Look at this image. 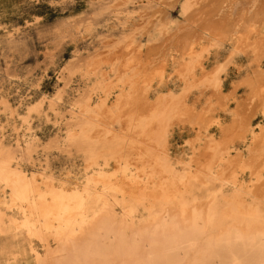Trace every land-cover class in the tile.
Instances as JSON below:
<instances>
[{
    "label": "rangeland",
    "instance_id": "374dc122",
    "mask_svg": "<svg viewBox=\"0 0 264 264\" xmlns=\"http://www.w3.org/2000/svg\"><path fill=\"white\" fill-rule=\"evenodd\" d=\"M261 37L264 0H0V264H264V106L244 85ZM4 172L50 187L68 226L32 227Z\"/></svg>",
    "mask_w": 264,
    "mask_h": 264
},
{
    "label": "bare ground",
    "instance_id": "6f19581e",
    "mask_svg": "<svg viewBox=\"0 0 264 264\" xmlns=\"http://www.w3.org/2000/svg\"><path fill=\"white\" fill-rule=\"evenodd\" d=\"M218 2V1H217ZM262 17V16H261ZM245 24V23H244ZM244 27H246L247 28V30L248 29H250L251 27H250V25L248 24L247 26H244ZM253 27V26H252ZM253 30V29H252ZM222 31H224L223 33H225L226 34V32H225V30H222ZM222 31L221 30H215V32H214V35L215 36H217V37H222L221 35H222ZM249 31V30H248ZM211 35V34H210ZM227 35V34H226ZM245 36V35H244ZM247 36H248V34H247ZM226 37V36H225ZM226 39V38H225ZM257 40V39H256ZM263 40H264V37H261L260 39H259V41H258V46H255L254 44V46H251L252 47V49L253 50H257L256 51V53L258 52V50L260 49V47H262L261 46V44L263 45ZM249 45H251V44H249ZM191 46H190V44L188 45L187 44V41L184 43V47H183V50H184V53H185V55L187 54V52L188 51H191ZM249 49H251V48H249ZM251 49V50H252ZM253 50H252V52H253ZM255 52V51H254ZM253 52V53H254ZM260 52V51H259ZM258 52V53H259ZM255 53V54H256ZM192 54H194V53H192ZM189 57V56H188ZM182 59V58H181ZM179 64H180V62H179ZM178 64V65H179ZM180 69V68H179ZM177 70H178V68H177ZM182 71V70H181ZM258 71V70H257ZM178 74H179V72H178ZM121 75V74H120ZM255 75H257V76H255ZM255 75H253L252 74V76L254 77L255 76V78H247L246 77V80L244 81V85L247 87V89L248 90H250V93L249 94H251V95H249V99H255V100H258V101H261L262 102V105L264 106V88L262 89L261 87H260V84L262 83L261 81H264V72L263 73H261V72H259L258 74L256 73ZM122 76V75H121ZM251 76V75H250ZM149 82V81H148ZM261 82V83H260ZM264 83V82H263ZM261 86H262V84H261ZM144 87V86H143ZM137 88V87H136ZM136 92V91H135ZM262 92V93H261ZM258 93L260 94V95H258ZM125 94H123V96H124ZM125 97V96H124ZM138 97V96H137ZM136 98V97H135ZM125 99V98H124ZM137 99V98H136ZM136 99H134V102H135V100ZM128 100V99H127ZM144 100V99H143ZM139 101V100H138ZM124 102H125V100H124ZM131 102V101H130ZM127 103H129V101L127 102ZM147 103V101H144V102H141V104H140V106L143 108V106H144V104H146ZM131 104V103H130ZM134 104V103H133ZM123 105V104H122ZM135 105V104H134ZM141 108V110L139 111V112H141V111H143V113H144V111L145 110H149L150 112H152L153 110H154V108H155V106H153V105H151V104H149L148 106H144V109H142ZM238 109V108H237ZM181 110V109H180ZM240 110H241V108H240ZM239 111V110H238ZM238 111H236V114H235V119L233 120V122H232V124L230 125V127H227V128H230V130L231 131H233L234 132V130L233 129H235V128H241V130H242V132L245 134V136H246V133H248V132H250V125L248 124V121L246 122V119H245V117L244 116H242V115H240V112H239V114H237L238 113ZM138 112V113H139ZM190 112V111H189ZM185 113H187V112H185ZM190 114L191 113H188V116L190 117V122H192V124L193 125H199L201 122H202V120H203V115H196V117H191L190 116ZM144 115H148V114H143V116ZM191 115H193V114H191ZM138 116V118L139 117H141V115H137ZM142 116V117H143ZM149 116V115H148ZM186 116V115H185ZM121 117V116H120ZM131 117V116H130ZM141 117V118H142ZM140 118V119H141ZM121 119H122V121L124 122V124H125V127H126V129L127 130H129V128H130V125L132 124V120L129 118V119H123L122 117H121ZM134 119H135V117H134ZM139 119V120H140ZM142 120V119H141ZM140 120V121H141ZM137 121V120H136ZM185 121V120H184ZM251 121V120H250ZM134 122V121H133ZM138 123V122H137ZM136 123V124H137ZM139 124V123H138ZM132 126V125H131ZM199 127V126H198ZM226 128V127H225ZM221 130H223V128L221 129ZM230 131V132H231ZM126 133H127V135H128V133L129 132H127V131H125ZM221 132V131H220ZM103 134V133H102ZM244 134L242 135V136H240V138H242L243 136H244ZM228 135V134H227ZM238 135H240V134H238ZM248 135V134H247ZM244 136V137H245ZM134 137V141L137 143V144H142L141 146H143V143L144 144H146V142H145V140L144 139H142V138H139V137H136V136H133ZM132 139V138H131ZM210 139H212V138H210ZM254 146L257 148L256 150H259L260 148H261V146L264 144V133L262 132V133H259V134H257V135H255L254 136ZM133 140V139H132ZM134 142V143H135ZM207 142V141H206ZM218 145V144H217ZM133 146V145H132ZM140 146V145H139ZM154 146H155V144H154ZM207 146V145H206ZM143 147H145V145L143 146ZM141 148V147H140ZM147 148H149V147H147ZM199 148V147H198ZM207 148H208V146H207ZM139 149V148H138ZM138 149H136V146H135V150H138ZM228 149V148H227ZM141 150V149H140ZM144 150H145V148H144ZM153 150V149H152ZM143 152V151H142ZM230 152V151H229ZM141 153V152H140ZM199 154V153H198ZM206 154H208V153H206ZM206 154H202V156L200 157V159H199V163H203L204 162V159H205V155ZM210 155H211V153H210ZM131 156H132V153H131ZM135 156H136V154H135ZM136 158V157H135ZM119 159V158H118ZM131 159V158H130ZM230 160V159H229ZM241 160V159H240ZM125 161V160H124ZM207 161V160H206ZM228 162V161H227ZM236 162H237V160H236ZM244 162V161H243ZM257 158H252L251 160H249V164L253 167V173H256V175H255V177H257V180H261L262 182H264V180H263V170H261L260 169V164L259 165H257ZM152 163V162H151ZM150 163V164H151ZM207 163V162H206ZM232 163V162H231ZM234 163H235V161H234ZM238 163V162H237ZM242 162H240L239 163V165L241 164ZM194 165V164H193ZM196 165H197V163H196ZM236 165V164H235ZM238 165V166H239ZM247 165V164H246ZM202 166H203V164H202ZM1 167H3V166H0V168ZM145 167H147V165L145 166ZM152 167V166H151ZM230 168V167H229ZM195 169V168H194ZM202 169V168H201ZM238 169V168H237ZM2 170V169H1ZM198 170V169H197ZM200 171H198V173H199ZM235 172V171H234ZM4 173H6V172H4ZM202 173H204L203 171H202ZM231 173H233V172H231ZM252 173V174H253ZM234 174V173H233ZM5 180H7L8 182H10V181H18V185H20L19 187H18V185L13 189V196H12V199H13V202H14V204L15 205H17V206H19V208H21V209H23L24 210V212L25 211H28L30 214H31V216L33 217L34 216V220H36L34 223H31L30 221H29V224H31V226L32 227H34V228H41L42 227V225L43 226H45V227H48V228H55V224H56V222H59V224H62L63 226H68V224H69V213H70V211H71V207L69 206V205H66V204H64L60 199H58L56 196H54V195H52V189L50 188V187H48V189H46L45 191L42 189V191L43 192H41L39 189H36V190H34V188L33 189H31V188H29V186H26V185H24L25 183H24V181H23V179H22V177L20 176V175H16V174H11L10 172H7L5 175ZM234 177V176H233ZM232 178V177H231ZM237 178V177H236ZM28 180V179H27ZM163 180V179H162ZM235 180V179H234ZM22 181H23V183L24 184H22ZM51 185V184H50ZM41 187V186H40ZM170 187H171V185H170ZM125 188V187H124ZM169 188V187H168ZM235 188V187H234ZM40 196V195H42V196H46V195H49V196H51V199H45V198H36L37 196ZM238 195H236V196H234V202L237 204V202H238ZM203 212V211H202ZM231 214L230 215H232V214H234V213H241V212H239L238 211V209H237V207H236V205L235 206H233V208L231 209V212H230ZM28 214V213H27ZM29 214V215H30ZM237 214V215H238ZM242 214V213H241ZM241 214H240V216H241ZM27 216V215H26ZM236 216V215H235ZM98 217V216H97ZM177 217V216H176ZM233 217V216H232ZM107 218V217H106ZM203 218V213H201L200 211H197V210H194L193 212H191L190 213V215L187 217V218H185L183 221H181V222H179V223H174V226L171 228V230L173 231V230H175V231H173V232H178L179 231V233H184V234H187L188 232H191L193 229H194V227L197 225V223H198V219H202ZM234 218V217H233ZM239 219H240V217H239ZM246 219H247V217H246ZM245 219V220H246ZM238 220V219H237ZM241 220V219H240ZM248 220V219H247ZM102 221V220H101ZM100 221V222H101ZM244 222V221H243ZM43 223V224H42ZM110 227V226H109ZM234 227H236L235 225H234ZM89 228V227H88ZM87 228V229H88ZM165 228V227H164ZM168 228V227H167ZM167 228H165L166 230H167ZM93 229H98V230H106V232H107V229H109L108 228V226H104L103 224H101V223H99V222H97L96 224H94L93 226H91V228H90V230H88V231H85V230H82V231H80V234H79V236L77 237L78 238V240H76V241H71L69 244H68V246L70 247V248H73V249H78V247H77V242L79 241V240H81L83 237H84V239H85V235L88 233V232H93ZM111 229H112V227H111ZM170 229V228H169ZM169 229H168V231H169ZM237 229V228H236ZM261 229V228H260ZM264 229V228H263ZM263 229H261L262 231H263ZM177 230V231H176ZM232 230H233V228H232ZM231 230V231H232ZM260 230V231H261ZM171 231V232H172ZM181 231V232H180ZM229 231V230H228ZM241 232H239V233H242V230H240ZM259 231V230H258ZM105 232V233H106ZM60 233V232H59ZM168 233H170V231L168 232ZM237 234V236L239 235H241V234ZM247 233V232H246ZM254 233V232H253ZM109 234V233H108ZM137 234V233H136ZM171 234H174V233H171ZM262 234H263V236H264V232H262ZM227 235H228V233H227ZM232 235V234H231ZM242 235H244L245 236V234L243 233ZM241 235V238L243 237ZM254 235V234H253ZM225 236V235H224ZM224 236L222 237V238H224ZM238 236V237H239ZM231 238V237H230ZM252 238V237H251ZM53 240V239H52ZM232 241V240H231ZM257 241V240H256ZM221 242V241H220ZM80 245V244H79ZM115 245V244H114ZM81 249V248H80ZM252 250V249H251ZM241 252V251H240ZM73 253V252H72ZM236 254V253H235ZM240 254V253H239ZM248 255V254H247ZM70 257V256H69ZM243 257V256H242ZM229 258V257H228ZM219 259V258H218ZM221 259V258H220ZM101 261V260H100ZM231 262V261H230ZM51 264V263H50ZM53 264V263H52ZM231 264V263H230ZM252 264V263H251Z\"/></svg>",
    "mask_w": 264,
    "mask_h": 264
}]
</instances>
